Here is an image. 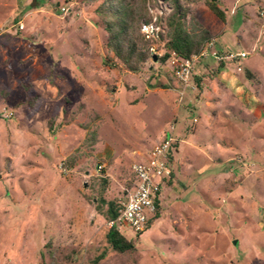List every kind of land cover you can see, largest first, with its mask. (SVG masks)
Returning a JSON list of instances; mask_svg holds the SVG:
<instances>
[{
    "label": "rangeland",
    "instance_id": "rangeland-1",
    "mask_svg": "<svg viewBox=\"0 0 264 264\" xmlns=\"http://www.w3.org/2000/svg\"><path fill=\"white\" fill-rule=\"evenodd\" d=\"M102 1L0 0V264H264L261 0H218L225 22L185 3L190 27L212 34L201 51L213 42L186 86L158 58L169 4L147 3L152 57L134 73L106 45ZM238 50L217 70L212 52ZM171 126L159 212L141 233L121 225L135 249L118 253L95 206L100 177L105 199L123 201L132 164Z\"/></svg>",
    "mask_w": 264,
    "mask_h": 264
},
{
    "label": "trees",
    "instance_id": "trees-1",
    "mask_svg": "<svg viewBox=\"0 0 264 264\" xmlns=\"http://www.w3.org/2000/svg\"><path fill=\"white\" fill-rule=\"evenodd\" d=\"M157 2L158 0H103L96 8L95 12L103 19L104 29L107 33L106 45L112 51L116 60L129 71L138 73L143 67L144 62L152 54L147 46V40L140 32L142 23L151 21V15L148 12L147 3ZM170 6V12L165 18V52L159 59L165 60L169 52L174 51L182 58H189L193 54H199L206 40L212 37L209 30L197 24L190 27L187 16L191 13L185 3L197 2L199 0H162ZM207 8L217 16L221 21H226V9L220 7L218 0H203ZM192 17V16H191ZM190 17V18H191ZM194 23V22H193ZM162 37V33H160ZM163 38V37H162ZM224 67L221 61L218 69ZM247 75L250 73L246 70ZM198 80V79H197ZM50 82H53L50 79ZM22 87L25 91V101L33 105L39 96L34 91L33 84L29 81L22 80ZM177 142L174 143V147ZM172 159V154L170 155ZM173 173L171 172V178ZM103 182L100 189L98 202L95 204L98 213L102 214L104 219H114L119 214L121 202L117 199L106 200L104 197L107 178L100 177ZM166 181V184L170 182ZM133 182L130 183V188ZM159 205H157V213ZM155 215V216H156ZM107 243L118 253L133 251L135 244L128 239L116 227L108 228L106 232ZM103 257V254L97 256L94 260L96 263Z\"/></svg>",
    "mask_w": 264,
    "mask_h": 264
},
{
    "label": "built area",
    "instance_id": "built-area-1",
    "mask_svg": "<svg viewBox=\"0 0 264 264\" xmlns=\"http://www.w3.org/2000/svg\"><path fill=\"white\" fill-rule=\"evenodd\" d=\"M258 17L260 27L264 29V0L260 2ZM212 44L211 40L207 43V47ZM207 47L199 54H193L189 58H182L174 51L169 52L166 59L168 65L184 86L191 80L195 62L199 57L205 56ZM211 54L219 61H238L246 57L248 53L238 50L225 54L214 51ZM237 69L241 70V67L237 66ZM181 95H183V91H181ZM177 141L178 138L173 126H171L164 131L162 139L151 147L144 157L132 164L131 169L136 176V180L128 190L127 197L121 202L119 214L114 219L107 221L109 228L114 226L120 231V226L125 224L135 233H141L148 227L151 219L157 213V205L160 203L162 189L166 185V181L171 178L172 159H170V155L173 152L174 143Z\"/></svg>",
    "mask_w": 264,
    "mask_h": 264
},
{
    "label": "crops",
    "instance_id": "crops-1",
    "mask_svg": "<svg viewBox=\"0 0 264 264\" xmlns=\"http://www.w3.org/2000/svg\"><path fill=\"white\" fill-rule=\"evenodd\" d=\"M227 18V17H226ZM227 20V19H226Z\"/></svg>",
    "mask_w": 264,
    "mask_h": 264
},
{
    "label": "water",
    "instance_id": "water-1",
    "mask_svg": "<svg viewBox=\"0 0 264 264\" xmlns=\"http://www.w3.org/2000/svg\"><path fill=\"white\" fill-rule=\"evenodd\" d=\"M155 59V58H154Z\"/></svg>",
    "mask_w": 264,
    "mask_h": 264
}]
</instances>
